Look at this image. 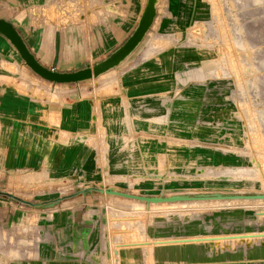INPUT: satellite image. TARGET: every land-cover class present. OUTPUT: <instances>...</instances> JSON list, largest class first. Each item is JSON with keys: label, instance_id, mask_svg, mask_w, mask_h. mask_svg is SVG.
<instances>
[{"label": "rangeland", "instance_id": "1", "mask_svg": "<svg viewBox=\"0 0 264 264\" xmlns=\"http://www.w3.org/2000/svg\"><path fill=\"white\" fill-rule=\"evenodd\" d=\"M155 19L144 42L100 78L47 89L37 75L31 92L41 99L62 102L70 88L97 98L85 135L98 169L79 181L45 175L18 195L38 201L88 185L143 195L264 192V0H158ZM153 59L154 68L147 64ZM148 65L150 74L163 70L159 80L130 95L124 71ZM118 109L129 121L121 130L111 128ZM141 141L151 143L150 160ZM243 200L155 205L92 191L49 207L19 202L24 211L0 229V258H18V250L20 258L34 257L53 230L59 239L78 231L70 258L85 264L122 263L125 252L133 264L142 248L150 260L157 247L154 264H264L250 241L179 242L264 233V198Z\"/></svg>", "mask_w": 264, "mask_h": 264}, {"label": "crops", "instance_id": "2", "mask_svg": "<svg viewBox=\"0 0 264 264\" xmlns=\"http://www.w3.org/2000/svg\"><path fill=\"white\" fill-rule=\"evenodd\" d=\"M144 4L145 0H0V17L14 25L39 62L58 70H74L104 58L120 45L136 26ZM150 61L146 63L153 68L159 62ZM149 67L124 71L121 81L130 95L146 94L149 78L159 80L163 70L156 67L150 69V74ZM36 81L37 74L0 33V189L17 194L41 181L40 177L48 179L45 175L78 180L92 177L98 169L95 144H88L85 135L86 130L94 128L97 98H80L70 88L65 90V100L55 103L31 92ZM112 114L111 128L125 129L129 121L121 109ZM140 145L150 160V141H141ZM112 163L115 167L123 166L113 157ZM22 205L0 195V229L21 215ZM57 235L58 232L48 230L45 243L34 251V257L20 258L22 252L18 250L20 257L13 258L10 252L8 258H0V264H85L78 257L70 258L69 251L78 246V231L60 239ZM226 237L222 241L242 240ZM206 241L225 243L215 238ZM243 241H250L252 252L264 253V245L255 242L259 240ZM157 250L158 247L153 250L150 260L145 258L148 248L136 250V261L132 263L146 260L154 264L155 258H159ZM127 256V252L123 253L124 261L117 260V264H131Z\"/></svg>", "mask_w": 264, "mask_h": 264}, {"label": "water", "instance_id": "3", "mask_svg": "<svg viewBox=\"0 0 264 264\" xmlns=\"http://www.w3.org/2000/svg\"><path fill=\"white\" fill-rule=\"evenodd\" d=\"M158 0H145L144 7L132 32L112 50L104 58L90 63H85L84 66L74 70H58L52 67L45 66L38 61L36 56L25 43L14 25L7 19L0 17V33L5 35L9 41L17 49L24 63L30 67L40 77L55 83L62 82H78L92 77H97L99 74L117 66L121 63L143 40L148 30L152 27L157 15ZM104 192L108 194H116L129 198L139 199L149 202H161L172 200H188V199H212V198H264V192L255 193H222L214 192H199L193 194L176 193L169 195H143L128 191H122L110 186L102 187L96 185L82 186L72 192L57 195L55 197L46 198L38 201L24 198L14 192L0 189V195L12 198L20 203L28 204L34 207H49L59 203L61 200L74 197L86 192Z\"/></svg>", "mask_w": 264, "mask_h": 264}, {"label": "bare ground", "instance_id": "4", "mask_svg": "<svg viewBox=\"0 0 264 264\" xmlns=\"http://www.w3.org/2000/svg\"><path fill=\"white\" fill-rule=\"evenodd\" d=\"M156 20V19H155ZM154 24H155V21H154V23H153V25H152V27L154 26ZM149 31L150 30H148V32H147V34L145 35V37L143 38V41H142V43L144 42V40L146 39V37H147V35L149 34ZM141 43V44H142ZM123 62V61H122ZM114 67L113 68H111V69H109V70H107V71H105V72H103V73H101V74H99L97 77H95V78H100V77H102V76H104V75H106V74H108V73H110L111 71H114ZM111 196H117V197H123V198H127V199H132V200H137V201H140V202H144V201H142V200H138V199H134V198H129V197H125V196H120V195H116V194H110ZM238 199H244V200H249V198H212V199H188V200H172V201H161V203L160 204H166V203H170V204H173V203H181V202H210V201H222V200H238ZM255 201H256V199L257 198H253ZM243 200V201H244ZM233 202V201H232ZM147 203V202H146ZM155 204V205H157V204H159V203H157V202H149L148 204ZM258 214H260V216H264V212H262V213H258ZM244 236V235H243ZM248 236V237H247ZM239 237H241V235H235V236H233V237H230L229 239H235V238H239ZM225 238H228V237H216L215 239H219V240H224ZM247 238H249V239H251V240H261V239H264V233H258V234H250V235H246V237L244 236V237H241V238H239V239H242V240H245V239H247ZM209 238H200V239H194V238H192V239H183V240H180L179 242H181V243H184V242H195V241H206V240H208ZM214 240V239H213ZM167 241V240H166ZM161 242V241H160ZM169 242V241H168ZM167 242V243H168ZM174 242V241H173ZM178 242V241H177ZM139 244V243H138ZM164 244H165V242H164ZM128 245V244H127ZM131 246V245H130Z\"/></svg>", "mask_w": 264, "mask_h": 264}, {"label": "built area", "instance_id": "5", "mask_svg": "<svg viewBox=\"0 0 264 264\" xmlns=\"http://www.w3.org/2000/svg\"><path fill=\"white\" fill-rule=\"evenodd\" d=\"M50 82V84H49V88L50 89H55V85L57 84V83H55V82H51V81H49Z\"/></svg>", "mask_w": 264, "mask_h": 264}]
</instances>
